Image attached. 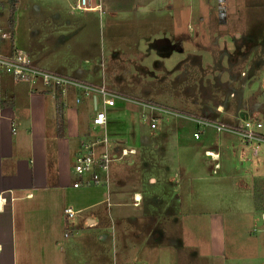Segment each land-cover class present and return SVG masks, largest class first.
Here are the masks:
<instances>
[{
  "label": "crops",
  "instance_id": "crops-1",
  "mask_svg": "<svg viewBox=\"0 0 264 264\" xmlns=\"http://www.w3.org/2000/svg\"><path fill=\"white\" fill-rule=\"evenodd\" d=\"M103 1L86 0L90 8L84 11H99L98 19L106 20L123 15L103 10ZM17 2L11 26L7 25L8 10L0 17V30L10 34L8 39L0 41L4 53L11 47L16 48L44 70L84 83L100 84L89 78L87 70L92 65L85 67L61 53V50L67 51L68 41L67 36L58 39L66 35L68 28L63 0H59L62 5L59 10L48 9V18L53 20L47 31L53 37L52 50L47 49L44 40L48 34L43 33L47 27L40 16L42 8L30 6L26 0L22 4ZM229 2L224 23L216 20L221 26L229 21V6L230 19H234V11L240 12L246 6L254 9L264 6V0ZM134 4V11L128 12L136 20L146 18L148 25H164L162 34L149 35V38L143 35L150 43L158 40L156 49L163 53L152 47L154 51L150 53L154 57L191 51L194 40L215 38L217 34L210 31L215 28L210 26L214 18L209 0H134ZM4 5L5 0H1L2 9ZM139 41L138 38L123 43L120 39L119 45L110 43L105 49L100 48L99 70L106 69L101 54L112 58L124 50L149 49L148 41L147 48ZM3 43L7 45L3 47ZM69 71H77L83 77ZM71 92L74 91L69 89L63 94L38 83L27 84L0 75V264H102L99 245L104 239L101 233L107 231L111 264H226L225 217L211 210V206L220 208L226 204V198L241 194L242 210L249 211V182L264 173L262 146L248 147L229 135L218 136L206 145L209 148L199 145V153L195 150L200 154L198 157L193 155L187 142L180 147L170 144L162 152L164 158L158 157L156 167L148 162L135 165L132 161L113 169L110 164L106 186L73 187V158L88 143L84 141V126L78 118L80 103L62 101ZM81 99L87 106L86 99ZM88 124L91 127L89 121ZM202 152L218 156V160L208 159ZM209 164L218 165L213 181L207 177ZM194 182L202 187L214 185L219 193L209 195L206 202L201 197L194 200ZM98 187L104 188V195ZM132 195L139 197L136 205ZM193 200L194 204L206 203L210 211H203L204 207L195 209ZM65 208L75 210L70 218L63 214ZM195 216L204 217L199 219L206 231L203 239H196V226L191 223ZM240 264H249V261L245 259Z\"/></svg>",
  "mask_w": 264,
  "mask_h": 264
},
{
  "label": "rangeland",
  "instance_id": "rangeland-1",
  "mask_svg": "<svg viewBox=\"0 0 264 264\" xmlns=\"http://www.w3.org/2000/svg\"><path fill=\"white\" fill-rule=\"evenodd\" d=\"M26 1L30 6L38 5L42 8L40 16L44 18L43 22L47 27L46 30L43 29V33L47 35L51 28L50 24L53 23L52 18H48V9L59 10L62 6L59 5V0ZM19 2L24 3L23 0H18L17 3ZM63 2L68 28L65 29L66 35L58 39L67 36L68 41L67 51L61 50V53L65 58L81 62L85 67L92 65L91 70H87L90 72V80L99 82L125 98L124 102H117L109 109L106 125L100 128L90 127L88 124L92 110L87 98L85 106L80 96L78 101H74V98L78 97L75 92L62 97V101L65 100L66 103H80L78 118L81 126H84L82 135L84 141L93 144L95 152L102 150L105 142L108 156L112 159L109 167L113 164L112 168L118 169L121 164L132 161L135 165L148 162L149 165L156 167V161L164 158L162 152L170 144L180 147L187 142L188 147L194 151L193 155L197 154L200 157L199 145H210L218 136L229 135L241 142L234 134L225 131L217 133L210 127L203 129L199 133V138L195 140L192 136L196 131L193 121L198 119L217 125L222 124L228 128H234L244 121L259 123L258 131L264 134V6L260 9L246 6L240 12L234 11L232 14L234 19H230L232 10L229 6L227 9L229 21L227 25L221 26L216 21L218 19L215 0H209L214 18L210 26L212 29L215 28V31H210L217 33L214 35L215 38L209 36L208 39L203 37L202 40H194L195 45L191 44L194 46L191 51H171L170 57L165 55L154 57L150 52L157 50L158 40L150 43L143 35L149 38V35L162 34L164 25L161 23L148 25L146 18L136 20L132 13L128 12L134 11V0H104L103 10L109 9L123 14L109 17L107 20L98 19L99 11L96 10L84 12L76 10L75 0ZM228 3L230 4L229 0ZM3 8L0 7V17L7 14V5ZM236 34L240 37L237 38ZM138 38L140 43L146 44V48L148 41L149 49L143 52H137V49L124 50L112 58L101 54L106 69L99 70L97 62L100 48L105 49L110 43L119 45L120 39L124 41L123 43H129L131 39ZM51 39H53L51 34L44 38L48 50L54 48ZM205 40L208 41L207 44ZM6 45L7 43H3V47ZM162 51L157 50L160 53H163ZM69 72L82 76L77 74V71ZM62 106L64 107L63 103ZM166 112H171L174 116ZM151 123L154 124V128L150 127ZM257 146H262L264 151V144ZM121 149L133 151L122 157ZM203 155L207 156L206 153ZM207 158L218 160V156L215 159L209 156ZM208 167L207 177L213 181V175L218 174V165L209 164ZM254 177L248 185L249 211L242 210L241 194H231L230 198L225 199L226 204L220 208L211 206V210L225 217V249L228 261L226 264H240L245 259L249 264L264 262V173ZM192 185L194 200L201 197L206 202L209 195L219 193L214 185L202 187L196 182ZM97 190L101 195L105 194L104 188L98 187ZM194 200L195 209L200 207L205 208L203 211L208 209L206 203L200 205L198 201L194 204ZM166 216L167 214L164 215ZM199 217L195 216L191 223H195L196 226V239H203L206 231L202 229L204 222L202 220L199 222V219L204 217ZM101 234L104 237L99 245L103 256L101 263L111 264L109 233L107 231Z\"/></svg>",
  "mask_w": 264,
  "mask_h": 264
},
{
  "label": "built area",
  "instance_id": "built-area-1",
  "mask_svg": "<svg viewBox=\"0 0 264 264\" xmlns=\"http://www.w3.org/2000/svg\"><path fill=\"white\" fill-rule=\"evenodd\" d=\"M74 7L79 11L90 8L86 0H75ZM225 8V0H216V17L218 22L225 21ZM9 35L8 31L5 32L0 30V41L8 39ZM0 75H7L15 81H21L27 84L38 83L46 89H56L63 94L70 89L78 95V97L74 98V101H78L79 96L80 98H87L92 110V115L89 118V123L92 127L103 128L106 125V110L115 106L117 102L125 101L123 96L102 84L84 83L72 77H66L50 70H44L32 64L22 51L12 47L6 53L0 48ZM166 113L170 116H174L171 112ZM193 123L196 131L192 136L195 140L199 138V133L203 129L210 127L217 133L219 131H225L238 136L241 143L248 147L256 148L257 145L264 144V134L258 131L260 127L259 123L254 124L244 121L237 124L234 128H228L222 124L217 125L204 119L194 120ZM150 127L154 128L155 126L151 123ZM107 151L108 147L105 142L102 150L97 152H95L93 144L88 143V145L84 147L83 152L74 156L72 173L75 178L71 183L73 187L89 184L106 186L109 180V163L112 160L108 156ZM132 151V149H121L120 156H126L127 153H132ZM132 197L134 200L133 204L136 205L139 201V197L135 195H132ZM74 212L75 210L71 208H65L63 210V214L67 218H70ZM63 234L65 235V233Z\"/></svg>",
  "mask_w": 264,
  "mask_h": 264
},
{
  "label": "trees",
  "instance_id": "trees-1",
  "mask_svg": "<svg viewBox=\"0 0 264 264\" xmlns=\"http://www.w3.org/2000/svg\"><path fill=\"white\" fill-rule=\"evenodd\" d=\"M16 1L17 0H5L6 2V5L8 7V17H7V25L8 26H11L12 25V15H13V12L15 10V4H16ZM58 125H57V131H58V134L60 135L61 134V130H62V122H61V119H59L58 121Z\"/></svg>",
  "mask_w": 264,
  "mask_h": 264
},
{
  "label": "bare ground",
  "instance_id": "bare-ground-1",
  "mask_svg": "<svg viewBox=\"0 0 264 264\" xmlns=\"http://www.w3.org/2000/svg\"><path fill=\"white\" fill-rule=\"evenodd\" d=\"M206 154H207L208 156H211V157H213L214 159H215V158H217V157H215L214 155H212V154H209V153H207V152H206Z\"/></svg>",
  "mask_w": 264,
  "mask_h": 264
}]
</instances>
